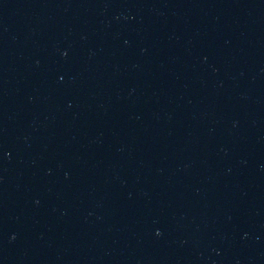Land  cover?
Wrapping results in <instances>:
<instances>
[{
	"label": "water",
	"instance_id": "obj_1",
	"mask_svg": "<svg viewBox=\"0 0 264 264\" xmlns=\"http://www.w3.org/2000/svg\"><path fill=\"white\" fill-rule=\"evenodd\" d=\"M0 264H264V0H0Z\"/></svg>",
	"mask_w": 264,
	"mask_h": 264
}]
</instances>
